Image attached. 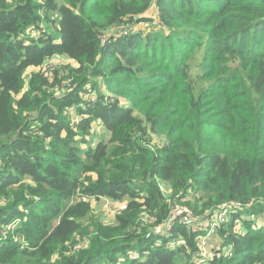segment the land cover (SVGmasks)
Wrapping results in <instances>:
<instances>
[{
    "label": "trees",
    "instance_id": "16d2710c",
    "mask_svg": "<svg viewBox=\"0 0 264 264\" xmlns=\"http://www.w3.org/2000/svg\"><path fill=\"white\" fill-rule=\"evenodd\" d=\"M152 7L160 32L113 38ZM56 57L77 67L50 78ZM189 197L255 212L202 258L200 225L167 228ZM101 198L125 203L114 223ZM263 210L264 0H0V264H264Z\"/></svg>",
    "mask_w": 264,
    "mask_h": 264
},
{
    "label": "rangeland",
    "instance_id": "374dc122",
    "mask_svg": "<svg viewBox=\"0 0 264 264\" xmlns=\"http://www.w3.org/2000/svg\"><path fill=\"white\" fill-rule=\"evenodd\" d=\"M39 2H44L45 0H38ZM147 17L155 18V21L153 23H142L140 25H134V26H129L128 28L125 29V27H120L119 29H113V38L115 37H126L127 34L135 33L136 32L142 34L144 38H147L148 35L155 33V31H161L162 29L158 25V22L156 21V7H152L151 10L148 12ZM42 28H47L51 29L50 26H47L46 24L41 25ZM29 31H31L33 34H35L34 28H30ZM123 34V35H122ZM107 44V42H106ZM194 48H201V47H194ZM205 48V47H203ZM204 54H205V49L200 50V51H193L190 56L188 61H190V65L192 67L193 71V77L198 81V73L202 69V64L204 62ZM67 66H72V67H77V64L66 58V57H56L54 60L50 61L45 67L44 71L48 73V76L50 78L54 77L55 71L60 70L62 67H67ZM33 71H38L35 69H32L29 71L27 76H30ZM104 87V85H102ZM28 87V82L25 84V91L27 90ZM87 93L81 95L83 99H86L88 101H95L97 96L92 92L91 86H87L86 88ZM64 91H67L65 89ZM126 103V102H123ZM66 114L68 116H72L74 120L78 118L75 109L74 108H69L66 111ZM97 130H98V135L104 134V129L102 126L99 124L96 125ZM97 137V136H96ZM99 137V136H98ZM147 138H145L144 141H146ZM151 144L153 145H158L162 146V140L159 137L154 136V139H152ZM162 190L165 192V194L169 197L171 194V189H167V187L162 186ZM73 200H71L69 203H72ZM169 203L171 204V207L173 208V213H177V215L182 212L180 218L182 220L186 219L189 223L192 225H200L199 228L201 230V234L199 236V242L202 247V254L201 257H207L213 252H219L221 250V235L216 231V229L219 226L226 225L227 223H230L233 221V217L235 215L239 216L242 219L248 218V216L252 215L251 212H255L253 210V203H250L246 206H240V205H231L227 206L224 208H219L218 210H215L213 214H211L210 211L208 210H200L198 213L194 211L195 209V199L193 198H188V199H183L180 202H173L169 200ZM176 203V204H175ZM125 203L124 202H115L108 200L107 198H101L100 200H92V212L93 215L100 218L104 224H111L114 223L115 217L121 212L122 209H124ZM24 212L26 211L25 209H22ZM213 212V211H212ZM201 221V222H200ZM251 224L252 227H264V210L261 214H254L251 217ZM240 219L236 220L235 224V230L239 231L241 228H246V225L241 226L239 223ZM172 223L169 221L168 223V229L172 227ZM13 227V226H10ZM164 230H168V229ZM160 242H157V245H159ZM175 244V243H173ZM214 249V250H213ZM223 250V249H222ZM231 250V249H230ZM230 250L227 253L228 256L230 254ZM201 261V260H199ZM202 262V261H201Z\"/></svg>",
    "mask_w": 264,
    "mask_h": 264
},
{
    "label": "built area",
    "instance_id": "2783aa9c",
    "mask_svg": "<svg viewBox=\"0 0 264 264\" xmlns=\"http://www.w3.org/2000/svg\"><path fill=\"white\" fill-rule=\"evenodd\" d=\"M46 75H48V73L46 72ZM182 214V212H180L178 215H177V213H172V218H171V220H170V222L172 223L174 220H176L177 218H180V216L179 215H181Z\"/></svg>",
    "mask_w": 264,
    "mask_h": 264
}]
</instances>
